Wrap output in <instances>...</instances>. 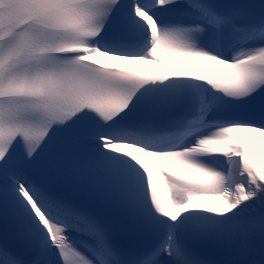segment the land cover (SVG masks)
Returning a JSON list of instances; mask_svg holds the SVG:
<instances>
[{
	"label": "snow or ice",
	"instance_id": "1",
	"mask_svg": "<svg viewBox=\"0 0 264 264\" xmlns=\"http://www.w3.org/2000/svg\"><path fill=\"white\" fill-rule=\"evenodd\" d=\"M257 136L264 0H0V264H264Z\"/></svg>",
	"mask_w": 264,
	"mask_h": 264
},
{
	"label": "bare ground",
	"instance_id": "2",
	"mask_svg": "<svg viewBox=\"0 0 264 264\" xmlns=\"http://www.w3.org/2000/svg\"><path fill=\"white\" fill-rule=\"evenodd\" d=\"M205 203L213 204L214 201H205Z\"/></svg>",
	"mask_w": 264,
	"mask_h": 264
}]
</instances>
